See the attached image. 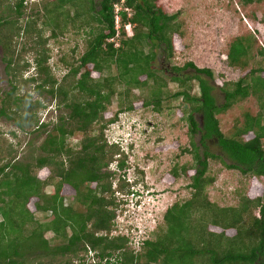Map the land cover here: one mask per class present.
<instances>
[{"label": "trees", "instance_id": "16d2710c", "mask_svg": "<svg viewBox=\"0 0 264 264\" xmlns=\"http://www.w3.org/2000/svg\"><path fill=\"white\" fill-rule=\"evenodd\" d=\"M51 1L31 5L41 7L45 25L53 29L50 39L70 29L88 32L86 52L81 57L74 63L67 57L60 59L67 67L61 83L48 65L51 56L41 31L20 25L30 7L27 0H0V48L13 81L0 115L12 120L25 135L46 134L40 155L21 160L10 138L0 131V264H87L89 254H93L91 264H264V194L256 199L245 196L237 206L228 208L214 204L207 194L215 182L208 176L210 160L219 159L228 169L264 179V50L258 53L263 64L246 72L239 82L223 85L225 103L218 105L214 88L206 79L214 78L211 69H200L194 63L173 69L156 67V49L162 48L172 56L184 36L177 16L169 15L160 0ZM241 1L248 6L263 0ZM117 5L122 8L119 13ZM56 11H61L57 20L53 18ZM117 15L123 27L120 37ZM129 24L134 29L131 36L125 29ZM34 37L36 41L28 49L24 42ZM254 47L255 38H238L229 52L230 67L247 69L255 59ZM29 52L36 54V60L25 63L24 55ZM114 65L119 74L103 76ZM28 69L36 74L24 79ZM190 70L196 75L187 74ZM97 73L102 76L95 77ZM169 80L179 85L174 95ZM193 81L199 83L200 97L191 94ZM119 85L126 86V91L118 94L120 110L107 117ZM134 88L147 90L145 105L158 112L165 101L182 100L192 139V148L183 152L192 154L197 163L194 169L183 168L184 176L191 181V198L167 210L164 224L140 252L130 246L127 235H113L116 231H133L120 217L124 215L125 198L139 182L127 176L134 168L128 153L107 137L121 114L132 111L134 100L141 98L132 97ZM32 90L57 101L61 114L56 123L38 118L37 112L48 107L33 98ZM250 97L258 99L260 114L246 113L243 126L239 120L234 133L226 136L218 116ZM252 133L254 138L249 139ZM78 134L82 138L73 145ZM198 135L199 144L195 140ZM210 142L218 144L224 155L213 153ZM116 163L118 171L109 172ZM44 170L48 174L42 178ZM178 173L176 168V179L180 178ZM49 188L54 193L47 194ZM68 196L73 198L71 205L65 204ZM33 199L38 200L36 210L51 217L49 221L36 218L29 208ZM211 227L223 231L217 233ZM231 229L237 230L236 236L227 234ZM48 233L54 235L53 241L47 238Z\"/></svg>", "mask_w": 264, "mask_h": 264}, {"label": "rangeland", "instance_id": "374dc122", "mask_svg": "<svg viewBox=\"0 0 264 264\" xmlns=\"http://www.w3.org/2000/svg\"><path fill=\"white\" fill-rule=\"evenodd\" d=\"M40 1L42 0H27L30 7L21 19L20 25L24 29L41 31V38L47 41V49L51 56L48 65L51 67L55 78L61 83L67 74V67L60 63V59L67 57L69 61L74 63L78 57H81L86 52L88 32L70 29L65 35L57 39H50L53 29L45 25L47 19L42 17L41 7L34 8L31 6L33 3ZM100 1L97 0V2ZM243 3L241 0H160V5H163L162 7L169 15L177 16V22L182 25L184 36L179 39L178 50H174L172 56L165 54L162 48L158 47L156 49L158 54L156 67L162 70L173 69L175 67L182 68L187 63H194L200 69H211L214 78L206 77V79L214 88L213 95L216 97L218 105H223L225 103L223 85L228 82H239L246 75V72L263 64L258 53L261 49L264 50V0L248 6ZM100 9L101 7H98V10ZM38 13L41 14V17L36 16ZM60 13L61 11H56L53 18L57 20ZM132 15L134 13L131 11L130 16ZM132 32L134 33L133 27L130 30L131 35ZM126 36V38L129 37L127 34ZM249 36L255 38L253 51L255 59H251L248 68L245 70L230 67L229 52L231 45L238 38ZM35 41L36 37L29 38L24 43L28 49H31ZM116 43L118 48L119 41ZM3 60L4 52L0 48V110L3 99L12 89V77L7 74V66ZM24 60L25 63L26 61L28 63L35 62L36 54L32 52L25 54ZM172 73L174 72H170V74ZM34 74H36L34 69L32 71L28 69L24 73V79H30ZM118 74V68L114 65L111 70H106L103 76H117ZM187 74L196 75L192 70L188 71ZM101 76L99 73L95 74L97 78ZM141 79L145 80L143 77ZM192 86V96L200 97L201 92L198 81H193ZM116 89L118 92L116 97L113 98V106L107 117H112L120 110L121 100L118 94L119 92L124 93L126 86L119 85ZM169 89L174 95L179 91L178 83L170 81ZM31 94L35 100L43 101L48 107L46 111L37 112L41 122L52 121L56 123L57 117L61 114L57 101L46 97V95L40 96L34 90ZM131 95L133 98H141L134 100L135 105L132 111L126 110L121 114L119 123H116L107 131V137L111 143L120 141L125 147L130 143H134V149L129 151L128 154L129 164L134 168L128 171L127 176L131 181L138 179V182L145 187L146 191L150 192L152 198L150 205H148L149 211L146 214H150L151 218L153 215L157 219V225L160 226L164 224V216L169 208L178 202L183 203V201L190 199L192 195V190L188 188L191 181L183 174L184 167L191 170L197 166L194 156L183 152L185 149L192 148L189 123L184 119L183 113L186 108L183 106L182 100L173 99L172 101H165L162 105V111L158 112L153 106L148 107L145 105V96L148 95L147 90L144 92L134 88V92L131 90ZM260 112L261 105L257 98L250 97L247 101H240L225 114L218 116L221 130L226 136H231L239 120H241L240 126H243L246 113L257 116ZM0 131L10 138L11 143L17 149L18 157L22 158L21 160L25 158L30 160L40 155V146L46 137L44 131L40 135H25L12 120H8L1 115ZM81 138L80 134L75 136L72 140L73 145H77ZM253 138L254 134L252 133L249 135V139ZM195 140L199 144L201 135H198ZM209 146L213 153L224 155L220 146L215 142H210ZM209 163L208 176L215 179V182L209 187L207 194L210 201L219 205V207L237 206L245 196L256 199L264 194V179L253 175H245L239 170L228 169L219 159L210 160ZM231 163V161H228V164ZM117 167L116 163L108 171H118ZM176 168L179 171L178 174H180L179 179H176L173 174ZM138 170L144 171V174L139 173ZM47 174L48 170H44L40 177L45 178ZM193 174V172L190 173L191 176ZM120 175L115 179L116 183H118ZM46 192L52 194L54 190L49 188ZM37 201V199L31 200L29 208L40 221H49L51 217L47 218L46 215L36 210ZM71 203H73V198L68 196L65 204L71 205ZM145 207H147V204ZM255 214L259 215V212ZM134 225L138 226V223L136 222ZM152 228L153 224L150 229ZM211 231L222 233L223 230L211 227ZM127 233L131 232L122 230V233L116 231L113 235L124 234L132 240L135 233L131 235ZM227 234L234 237L237 235V230H228ZM151 237L154 239L153 235ZM47 238L53 241L54 235L48 233ZM92 256L93 254H89L86 257L87 264H91L89 261Z\"/></svg>", "mask_w": 264, "mask_h": 264}, {"label": "clouds", "instance_id": "9594fccd", "mask_svg": "<svg viewBox=\"0 0 264 264\" xmlns=\"http://www.w3.org/2000/svg\"><path fill=\"white\" fill-rule=\"evenodd\" d=\"M121 9L122 8L120 7V11ZM116 12H117V9H116ZM117 16L119 17V15ZM120 26H121L120 32L122 33L123 27L121 25V20H120ZM132 27L133 26L131 24L126 25L125 27L126 32L128 33L129 36H131L130 30ZM116 30H117V19H116ZM117 34H118V30H117ZM115 143L122 145L123 150L126 151V153L128 154H129V151H131V148H130L131 145H134V143H130L127 147H125L120 141H117ZM134 180H138V179H134ZM151 198L152 196H150V192L146 191L145 187H143V185H141L140 183L133 186L132 194L125 198V202H126L125 211H124V215L120 217V220L122 218V220H125L129 226H132L133 231H131V234L135 233V235H134V238L130 240V244H131L130 246L136 252H140L143 249L145 242L147 240L152 239L151 235L154 236V232L159 227V225H157V219L154 218L153 215L151 218L150 214L148 215L146 214V212L149 211L148 205H150ZM146 204H147V207H145ZM136 222L138 223V226L134 225ZM152 224H153V228L150 229Z\"/></svg>", "mask_w": 264, "mask_h": 264}, {"label": "built area", "instance_id": "2783aa9c", "mask_svg": "<svg viewBox=\"0 0 264 264\" xmlns=\"http://www.w3.org/2000/svg\"><path fill=\"white\" fill-rule=\"evenodd\" d=\"M116 9H117V12L120 11V7L119 6H116ZM120 28H121V26H120V17H118L117 18V30H118L117 37H120V34H121ZM112 41H114V40H112Z\"/></svg>", "mask_w": 264, "mask_h": 264}]
</instances>
